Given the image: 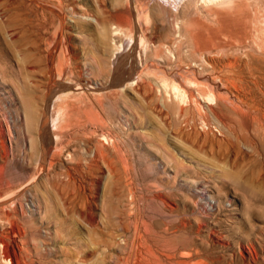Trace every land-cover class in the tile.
<instances>
[{
	"label": "rangeland",
	"instance_id": "rangeland-1",
	"mask_svg": "<svg viewBox=\"0 0 264 264\" xmlns=\"http://www.w3.org/2000/svg\"><path fill=\"white\" fill-rule=\"evenodd\" d=\"M20 1L0 0V237L4 239L0 238V264H264V74L257 71L261 67L258 66L264 64V0H227V3L207 0H28L25 6L26 1L23 3L22 0L23 4ZM142 32L146 41L140 73L135 79H129V85H120L122 70L130 67L134 53L138 47L140 49ZM132 35H135V45L125 52L123 63L115 66L112 56L117 45L123 38V43H127L125 37ZM26 50H30L28 53L32 50L34 55L37 51L38 56H32L35 61L29 63L31 55L27 59ZM253 57L259 65L255 59L251 61ZM23 59L27 60L24 62ZM233 63L235 67L231 65ZM237 68H243L242 73ZM116 71L119 74L115 85L107 88ZM80 83H84L83 88L74 90L71 87H80ZM60 84L72 85L62 90ZM57 86L58 93L48 98L50 93L57 92ZM145 91L150 97L143 93ZM164 94L169 97L165 95L167 103L174 101L171 103L174 108H166ZM57 95L60 97L56 98ZM54 99L60 103L54 104L57 105L54 116L65 113V106L74 105L77 118L85 123L82 125L85 130L81 125L69 131L64 129L67 135L60 134L58 148L54 144L53 128L50 129L53 127L51 117L47 119L45 111ZM131 114L136 116L131 117ZM41 120L50 124L52 130L48 129L47 136L44 135V145L55 148L46 153L44 162L41 158ZM88 120L94 125H89ZM248 120H251L250 126ZM243 124L247 126L244 128ZM93 129L97 136L96 131L92 135ZM84 132H88L85 133L88 140L81 136ZM157 137L164 139H159L164 147L156 143ZM261 137L263 140L258 139ZM252 138L257 141L254 143ZM73 139L79 140L73 142ZM84 140L92 146L88 144V147ZM94 141L105 144H102L104 151L111 149L110 153L102 150V154H112L111 157L114 154V159L110 157V161L109 155V161L101 159L102 156H99L101 163L99 158L91 160ZM79 144L85 147V152L77 149L81 147ZM52 149L63 151L65 156H61V151L55 154L57 158L52 156ZM87 153H90L89 157ZM78 155L79 164L76 162ZM66 157L71 158L70 162ZM49 158L53 159L52 163ZM84 160L89 165L86 166ZM112 162L118 166L111 168ZM86 168L92 173L89 174ZM116 168L119 171L122 168V172ZM126 169L130 171L126 172ZM117 171L125 180L116 174ZM58 172L62 176L54 180L56 183L57 180L59 183L64 181L55 186L56 189L61 187L60 190L53 188L58 191L56 193L52 189L56 183L52 185L54 182L48 179L50 176L53 181L60 175ZM112 172L118 176L114 180L116 184L119 177L123 179L120 185H114L112 179L116 175ZM67 179L74 183L72 187L77 186L74 189L78 188L77 193L82 192L75 193L79 200ZM64 182L68 191L64 189ZM80 195L86 200L89 197L87 204L83 205L85 198L82 196L81 199ZM66 197L70 199L66 200ZM74 204H79L77 207L82 215ZM109 209L119 214L115 216ZM83 211L88 214L89 221H86V213L84 218ZM90 220L95 222L91 224ZM159 223L164 224L162 229ZM154 241L160 245L156 246ZM163 244L169 251L159 247Z\"/></svg>",
	"mask_w": 264,
	"mask_h": 264
},
{
	"label": "bare ground",
	"instance_id": "bare-ground-1",
	"mask_svg": "<svg viewBox=\"0 0 264 264\" xmlns=\"http://www.w3.org/2000/svg\"><path fill=\"white\" fill-rule=\"evenodd\" d=\"M25 1H26V3H24ZM27 1H28V0H23L24 6H25V4H27ZM36 1H38V0H36ZM40 1H41V0H40ZM62 1H63V0H62ZM169 1H170V0H169ZM189 1H191V0H189ZM207 1H213V2H214V1H217V2H219V3H220V2L222 3V2L225 1V3H227V2H226L227 0H207ZM15 2H16V1H15ZM20 2L22 3V0H21ZM20 2H19V3H20ZM31 2H32V1H31ZM31 2H30V3H31ZM43 2H44V1H43ZM45 2H46V1H45ZM217 2H216V3H217ZM23 3H22V4H23ZM28 3H29V1H28ZM214 3H215V2H214ZM228 3H229V1H228ZM22 4H21V5H22ZM31 4H32L33 6H35V2H32ZM37 4H38V3H37ZM45 4H46V3H45ZM60 4H61V3H60ZM17 5H18V4H17ZM38 5H39V4H38ZM43 5H44V3H43ZM61 5H62V4H61ZM33 6H32L31 8H32L33 10H36V9L33 8ZM48 6H51V5H48ZM57 6H58V5H57ZM62 6H63V5H62ZM27 7L29 8V4L27 5ZM40 7H41V6H39V8H40ZM51 7H53V6H51ZM58 7H59V6H58ZM15 8H16V6H15ZM22 8H23V7H22ZM37 8H38V7H37ZM53 8H54V7H53ZM53 8H52V9H53ZM24 9H25V8H24ZM26 9H27V8H26ZM32 9H30L29 11H32ZM46 9H48V8H46ZM49 9H50V7H49ZM56 9H57V8H56ZM21 10H22V9H21ZM57 11H58V10H57ZM32 12H33V11H32ZM36 12H37V11H36ZM38 12H40V11L38 10ZM38 12H37V13H38ZM50 12H51V11H50ZM53 12H54V11H53ZM53 12H52V13H53ZM34 13H35V12H34ZM34 13H33V14H34ZM37 13H36V14H37ZM42 13H43V12H41V14H42ZM55 13H56V11H55ZM59 13H60V12H59ZM18 14H19V13H18ZM20 14H21V13H20ZM22 14H23V13H22ZM33 14H32V15H33ZM36 14H35V15H36ZM238 14H239V13H238ZM42 15H43V14H42ZM45 15H46V14H45ZM56 15H60V14H56ZM62 15H63V13L61 14V16H62ZM29 16H30V15H29ZM38 16H39V19H41V18H40V15H38ZM61 16H60V17H61ZM20 17H21V16H20ZM20 17H19V18H20ZM44 17H45V16H44ZM58 17H59V16H58ZM36 18H37V15H36ZM52 18H53V17H52ZM13 19H14V18H13ZM13 19H11L10 21L12 22ZM17 19H18V18H17ZM32 20H33V19H32ZM37 20H38V19H37ZM57 20H58V19H57ZM60 20H61V19H60ZM246 20H248V19H246ZM28 21H29V20H28ZM41 21H42V20H41ZM44 21H45V20H44ZM52 21H53V20H52ZM14 22H17V21H14ZM63 22H64V21H63ZM3 23H4V22H3ZM9 23H10V22H9ZM12 23H13V22H12ZM15 24H16V23H15ZM39 24H40V23H39ZM246 24H247V23H246ZM10 25H11V24H10ZM16 25H17V24H16ZM42 25L45 26L44 22H43ZM42 25H40V26L42 27ZM24 27H25V26H24ZM2 28H3V27H2ZM24 29H25V28H24ZM30 30H31V29H30ZM38 30H39V29H38ZM25 31H26V30H25ZM44 31H45V30H44ZM44 31H42V32H44ZM27 32H28V31H27ZM25 33H26V32H25ZM23 34H24V32H23ZM28 34H29V33H28ZM116 35H117V34H116ZM143 35H144V34H143V32H142L141 37L139 38L140 49H139V47H138V49H137L138 51H136V52L134 53V56H133V59H132V61H131V65H130V67H128V68L125 69V70H122L123 73L120 75V77H121V78H120V81L117 80V81L121 82L120 85H124V84L128 83L129 79L134 78L136 75H139V74H137V73H140L139 70H140V68H141V63H142V61H143V46H144L145 41H146V40H144L145 38L143 37ZM32 37H33V36H32ZM32 37H31V38H32ZM23 38H24V37H23ZM23 38H22V39H23ZM25 38H26V37H25ZM27 38H28V37H27ZM125 38L128 39L127 43H125V44L123 43L124 38H123L122 40H120V44H119V46L117 45V47H116V49H115V55L112 56V58L115 57V58H114L115 66L118 65V64L123 63V61H124L123 57H124V55L126 54L125 52H127V50H128L129 47H131L132 45H135V43H136L135 35H132V36H126ZM29 39H30V38H29ZM29 39H26V41L28 40V42H29ZM120 39H121V38H120ZM31 40H32V39H31ZM247 41H248V39H247ZM16 42H17V41H16ZM34 42L36 43L37 41H34ZM148 42H149V41H148ZM241 42H242V41H241ZM32 43H33V42H31V44H32ZM237 43H238V41H237ZM148 44H149V43H148ZM20 51H22V50H20ZM29 51H30V50H29ZM29 51L26 50L25 52H27V53H26V54H27V56H26L27 59H29V58H28V55H29V54L31 55V56L29 55L30 58H31L30 61H29V63H30L31 60L35 61V59H36L35 57L32 58V56H36V55L38 56V54H37V51H36V50H35L36 55H34V53H33V54L31 53V52H33L32 50H31L30 53H28ZM25 52H23V53H25ZM116 52H117V54H116ZM23 53H21V54H23ZM251 54H252V53H251ZM22 56H23V55H22ZM201 56H202V55H201ZM249 56H250V58L252 57L251 55H249ZM23 57L25 58V56H23ZM23 57H22V58H23ZM37 58H38V60H40L39 57H37ZM40 58H41V57H40ZM27 59H25V60H27ZM41 59H43V57H42ZM254 59H255V58L253 57V58L251 59V61L254 62ZM23 60H24V59H23ZM25 60H24V62H25ZM38 60H36V62H37ZM260 60L262 61L263 59H260ZM260 60H259V61H260ZM33 61H32V63H33ZM41 61H42V60H41ZM231 61H232V60H231ZM238 61H239V60H238ZM36 62H34V63H36ZM145 62H146V61H145ZM229 62H230V61H229ZM249 62H250V60H249ZM262 62H263V61H262ZM114 63H113V64H114ZM251 63H252V62H251ZM255 63H258V61L256 62V59H255ZM38 64H40V63H38ZM246 64L248 65L249 63H245L244 65L246 66ZM260 64H261V63H260ZM227 65H228V64H227ZM231 65H234V63L231 64ZM239 65H240V63H239ZM253 65H255V64L253 63ZM258 65H259V63H258ZM262 65H264V64L262 63ZM262 65H259V66H258V67H260V66H261V67H260V70H257V71H261V72L264 74V67H262ZM228 66H230V65H228ZM228 66H226V68H227ZM235 66H236V65H234V67H235ZM248 66H249V65H248ZM230 67H231V66H230ZM234 67H233V68H234ZM247 68H249V67H247ZM237 69H238V68H237ZM242 69H243V68H242ZM242 69H241V70L238 69V70L241 71V73H242ZM255 69H257V68H255ZM255 69H254V71H256ZM258 69H259V68H258ZM229 70H230V69H229ZM248 70H249V69H248ZM250 70H251V69H250ZM138 71H139V72H138ZM231 71H232V70H231ZM120 72H121V70H120ZM231 73H232V72H231ZM233 73H234V71H233ZM241 73H240V74H241ZM251 73H253V72H251ZM235 74H239V72H238V73L235 72ZM235 74H234V76H235ZM261 75H262V74H261ZM138 77H139V76H138ZM140 77H141V76H140ZM134 79H135V78H134ZM132 80H133V79H132ZM114 81H115V80H114ZM140 82H141V81H140ZM24 83H25V80H24ZM57 83H58V82H57ZM84 83H85V82H84ZM84 83H83V84H84ZM137 83H138V82H137ZM65 84H66V83H65ZM83 84H82V85H83ZM85 84L87 85V82H86ZM27 85H28V84H27ZM53 85H54V84H53ZM71 85H72V84H71ZM71 85H68V87H65L64 85L62 86V84H60L59 87L61 86V89L63 90L64 87H65V88H69V86H71ZM80 85H81V83H80ZM82 85H81L80 87H78L77 85H75V86L73 85V86H71V87H72L74 90H76V89L83 88ZM89 85H90V84H89ZM92 85H93V84H91L90 87H92ZM120 85H117V86H120ZM127 85H129V83L126 84V86H127ZM138 85H140V83H139ZM66 86H67V85H66ZM87 86H88V85H87ZM23 87H24V86H23ZM26 87H27V86H26ZM26 87H25V88H26ZM62 87H63V88H62ZM145 87H146V86H145ZM28 89H30V88H28ZM90 89H91V88H90ZM115 89H116V88H115ZM147 89H149V88H146V90H147ZM26 90H27V89H26ZM53 90H55V89H53ZM57 90H58V86L56 87V90H55V91H57ZM32 91H34V90H32ZM70 91H71V90H70ZM113 91H114V90H113ZM140 91H141V90H140ZM149 91H150V90H148V93H150ZM151 91H152V90H151ZM163 91H164V90H163ZM28 92H29V91H28ZM146 92H147V91H145V92H143V93L145 94ZM155 92H156V91H155ZM161 92H162V90H160V95H161ZM56 93H58V91H57ZM98 93H99V92H98ZM148 93H146V95H148ZM163 93H164V92H163ZM169 93H170V92H169ZM26 94H27V92H26ZM64 94H65V93H64ZM64 94H63V95H64ZM82 94H83V93H82ZM85 94H86V93H85ZM139 94H140V92H139ZM156 94H157V93H155L154 96L152 95L153 97H151V99H152V98L154 99V97L156 96ZM30 95H31V94H30ZM60 95H61V94H60ZM60 95H57V96H55V97H56V98H57L58 96L60 97ZM67 95H68V94H66V96H67ZM100 95H101V93H100ZM141 95H143V94H141ZM160 95H159V96H160ZM165 95H166V94H164L163 97H165ZM170 95H171V94H170ZM48 96H49V95H48ZM78 96H79V95H78ZM80 96H81V95H80ZM148 96H149V95H148ZM168 96H169V94H168ZM171 96H173V95H171ZM29 97H30V96H29ZM32 97H33V96H32ZM35 97H36V96H34V98H35ZM74 97H76V96H74ZM142 97H144V96H142ZM149 97H150V96H149ZM149 97H148V99H149ZM157 97H158V96H157ZM157 97H156V98H157ZM166 97H167V95H166ZM166 97H165L164 99H166ZM36 98H37V97H36ZM41 98H42V97H41ZM48 98H49V97H48ZM56 98H55V99H56ZM63 98H64V97H63ZM66 98H67V97H66ZM82 98H83V97H82ZM88 98H89V97H88ZM99 98H101V97H99ZM120 98H121V97H120ZM120 98H119V99H120ZM145 98H146V97H145ZM145 98H143V99H145ZM167 98L169 99V97H167ZM55 99H54V101H52V103H50V104L47 106V108H46V110H45V111H47V116H48L47 119H49V116L51 117V121H52V123H53V127L48 126V125H50V124L47 125L45 121H42V120H41V123H42V124H41V129L43 130V132H42V134H41V140H40V141H41V146H42V150H41V151H42V157H41V156H40V157L42 158V161H43V162H44L45 159H47V158H45L46 153H47L48 151H51V148H54V147H52V146H54V145H52L51 147H49V146H45V145H44V143H45V141H44V137L47 136V135H46L47 132L53 130V134H54V136H55V137H54V138H55V140H54V144H55V147L57 146V148H58L57 141H58V139H61V138H62V136H60V134L65 133L66 130H64V129L67 128L68 131H69L70 128H73V127L75 128V127H77V126H80V125L82 126V125L85 124V123H83L79 118H77V116H76V115H77L76 106H74V105H72V106H68V105L65 106V110H64L65 113H64V112H61V113L64 114V115H62V116H63L62 120H60V118H61V116H60L61 113H60V112H59L60 114H57V116H54L55 114H54L53 111H55V107L57 106V105H54V104H60V103H58V102L56 103V102H55ZM80 99H81V98H80ZM26 100H27V102H28V98H27ZM64 100H65V99H64ZM69 100H70V99H69ZM71 100H73V99L71 98ZM96 100H97V99H96ZM158 100H159V99H158ZM170 100H171V99H170ZM214 100H216V99H214ZM218 100H219V99H218ZM59 101H60V100H59ZM147 101H148V100H147ZM150 101H151V102H150ZM150 101H149L150 103H153L152 100H150ZM154 101H155V100H154ZM172 101H173V100H172ZM172 101H171V103H172ZM27 102H25V104H26ZM85 102H86V101H85ZM87 102H88V101H87ZM89 102H90V100H89ZM156 102H158V101L156 100ZM161 102H163L162 99L160 100V104H162ZM168 102H169V100H168ZM173 102H174V101H173ZM63 103H64V102H63ZM82 103H83V102H81V104H82ZM91 103H92V102H91ZM98 103H99V101H98ZM145 103H146V102H145ZM147 103H148V102H147ZM147 103H146V104H147ZM171 103H170V104L167 103V99H166V105H165L166 108H169V109H172V107L174 108L175 105H174V106H171ZM25 104H24V105H25ZM29 104H31V103H29ZM61 104H62V103H61ZM79 104H80V103H79ZM99 104H101V103H99ZM105 104H106V103H105ZM156 104H157V103H156ZM163 104H165V103H163ZM167 104H169L171 108H170V107H167ZM174 104H175V103H174ZM31 105H32V104H31ZM83 105H85V104L83 103ZM143 105H144V104H143ZM143 105H141V106L144 107ZM151 105H152V104H151ZM58 106H59V105H58ZM80 106H81V105H80ZM86 106H87V105H86ZM92 106H94L93 103H92ZM106 106H107V105H106ZM177 106L179 107V110L182 111V110L180 109L182 106L180 107L179 104H178ZM216 106H217V105H216ZM218 106H219V105H218ZM30 107H31V106H30ZM66 107H67V109H66ZM134 107H135V106H134ZM150 107H151V106H150ZM178 107H176V108H178ZM257 107H258V106H257ZM44 108H45V107H44ZM61 108H64V107L61 106ZM79 108H80V107H79ZM88 108H89V107H88ZM90 108L93 110V107H90ZM129 108H130V110H133V107L129 106ZM131 108H132V109H131ZM26 109H28V104H26ZM29 109H30V108H29ZM31 109H32V108H31ZM31 109H30V110H31ZM48 109H49V110H48ZM53 109H54V110H53ZM58 109L61 110L60 108H58ZM58 109H56V110H58ZM86 109H87V108H86ZM86 109H85V110H86ZM162 109H163V107H162ZM261 109H262V108H261ZM261 109H260V110H261ZM96 110H98V109L96 108ZM218 110H220V109H218ZM249 110H250V109H249ZM27 111H28V110H27ZM177 111H178V110H177ZM235 111H236V110H235ZM28 112H29V111H28ZM31 112H32V111H31ZM187 112H188V111H187ZM236 112H237V111H236ZM236 112H235V113H236ZM252 112H253V111H252ZM254 112H255V111H254ZM258 112H259V111H258ZM258 112L256 113L257 115H259ZM263 112H264V111H263ZM32 113H33V112H32ZM93 113H97V111L95 112V111L93 110ZM102 113H103V112H102ZM121 113H123V112H121ZM131 113H132V112H131ZM27 114H28V113H27ZM129 114H130V113H129ZM137 114H138V112H137ZM140 114H141V113H140ZM236 114H239V112L236 113ZM253 114H254V113H253ZM256 114H255V115H256ZM261 114H263V113H261ZM29 115H30V114H29ZM35 115H36V114H35ZM35 115H34V116H35ZM78 115H79V114H78ZM85 115H86V114H85ZM87 115H88V114H87ZM97 115H98V114H97ZM102 115H103V114H102ZM132 115H133V114H131L130 116L132 117ZM138 115H139V114H138ZM255 115H254V116H255ZM257 115H256V116H257ZM34 116H33V118H34ZM59 116H60V118H59ZM92 116H93V115H92ZM98 116H100V114H99ZM125 116L127 117V115H125ZM133 116H136V114L133 115ZM139 116H140V115H139ZM142 116H143V115H142ZM237 116H239V115H237ZM260 116H261V115H260ZM38 117H39V116H38ZM41 117H42V115H41ZM140 117H141V116H140ZM258 117H259V116H258ZM29 118H31V117H29ZM134 118H135V117H134ZM239 118H241V117H239ZM253 118H254V117H253ZM97 119H98V117H97ZM116 119H117V118H116ZM224 119H225V118H224ZM251 119H252V118H251ZM227 120H228V119H227ZM244 120H245V119H243V121H244ZM254 120H255V119H254ZM26 121H27V120H26ZM30 121H31V120H30ZM47 121H49V120H47ZM59 121H60V122H59ZM89 121H90V120H88V124L90 125V123H92V122L89 123ZM99 121L102 122L103 120H99ZM99 121H98V122H99ZM106 121H107V120H106ZM141 121H142V120H141ZM243 121H242V122H243ZM262 121H264V120H262ZM104 122H105V119H104ZM206 122H207V121H206ZM244 122L247 123V120L244 121ZM248 122H249V123H248V125H249V124L251 123V120H248ZM258 122H259V124H257V126L260 125V120H259ZM106 123H108V122H106ZM225 123H226V122H225ZM255 123H256V122H255ZM262 123H263V122H262ZM262 123H261V125H262ZM92 124H93V123H92ZM92 124H91V125H92ZM97 124H99V123H97ZM93 125H94V124H93ZM100 125H102V124H100ZM103 125H107V124L104 123ZM250 125H251V124H250ZM250 125H249V126H250ZM263 125H264V123H263ZM263 125H262V126H263ZM97 126H98V125H97ZM246 126H247V125H246ZM246 126L243 124V127H244V128H245ZM49 127H50V129H51V128H53V129L50 130ZM86 127H87V123H86ZM86 127H85V128H86ZM100 127H101V126H100ZM100 127H99V128H100ZM108 127H109V126H108ZM108 127H106V128H108ZM243 127H242V128H243ZM77 128H78V127H77ZM88 128H89V127H88ZM92 128H93V126H92ZM244 128H243V129H244ZM261 128H262V127H261ZM48 129H49V131H48ZM82 129H84V126H82ZM86 129H87V128H86ZM101 129H104V127L101 128ZM108 129H109V128H108ZM247 129L249 130V128H247ZM250 129H251V127H250ZM258 129H260V128H258ZM57 130H58V132H57ZM63 130H64V132H62ZM71 130H72V129H71ZM84 130H85V129H84ZM90 130H91V129H90ZM90 130H89V132H90ZM99 130H100V129H99ZM106 130H107V129H106ZM110 130H111V129H110ZM110 130H109V131H110ZM245 130H246V129H245ZM245 130H244V131H245ZM248 130H246V131H248ZM253 130H254V132H255V129H253ZM260 130H261V129H260ZM260 130H259V131H260ZM77 131H79V130H77ZM94 131H96V130L93 129V130L91 131V133L94 132ZM232 131H233V130H232ZM261 131H262V130H261ZM261 131H260V132H261ZM66 132H67V131H66ZM71 132H72V131H71ZM71 132H70V133H71ZM74 132H75V131H74ZM110 132H111V131H110ZM113 132H114V131H113ZM254 132H253V133H254ZM262 132L264 133V131H262ZM77 133H78V132H77ZM80 133H81V132H80ZM85 133H88V132H84V133H83L84 135L81 134V136H84V139H86V138H85V136H86ZM95 133H96V136H97V131H96ZM104 133H105V132H104ZM106 133H108V132H106ZM106 133H105V134H106ZM114 133H115V132H114ZM244 133H245V132H244ZM257 133H258V132H257ZM263 133H262V134H263ZM39 134H40V133H39ZM49 134H50V133H49ZM65 134H66V133H65ZM65 134H64V135H65ZM93 134H94V133H92V135H93ZM99 134H100V133H99ZM110 134H111V133H110ZM110 134H109V135H110ZM239 134H240V133H239ZM247 134H248V133H247ZM258 134H259V133H258ZM258 134H257V135H258ZM262 134H261V135H262ZM44 135H45V136H44ZM66 135H67V134H66ZM78 135H80V134H78ZM88 135L91 136L90 133H89ZM107 135H108V134H107ZM116 135H117V134H116ZM234 135H235V134H234ZM245 135H246V134H245ZM248 135H249V134H248ZM248 135H247V136H248ZM254 135H256V134H254ZM257 135H256V136H257ZM90 136H89V137H90ZM103 136H104V134H103ZM117 136H118V135H117ZM119 136H120V135H119ZM155 136H156V135H155ZM247 136H246V138L248 139ZM259 136H260V135H259ZM60 137H61V138H60ZM63 137L65 138V136H63ZM66 137H67V136H66ZM68 137H69V136H68ZM68 137H67V138H68ZM74 137H76L75 134H74ZM92 137H93V136H92ZM108 137L111 138L112 136H111V137L108 136ZM114 137H115V136H114ZM114 137H113V138H114ZM160 137H161V136H160ZM250 137H251V136L249 135V139H251ZM252 137H253V136H252ZM257 137H258V136H257ZM262 137H263V135H262ZM262 137H261V138H258V139L263 140ZM87 138H88V137H87ZM102 138H104V137H102ZM116 138H117V137H116ZM157 138H158V137H157ZM157 138H156V140H157ZM244 138H245V136H244ZM246 138H245V139H246ZM253 138H254V137H253ZM253 138H252V140H253ZM65 139H66V138H65ZM91 139H92V138H91ZM98 139H99V138H98ZM98 139H97V141H99V140L101 141V139H99V140H98ZM105 139L107 140L106 135H105ZM114 139H115V138H114ZM121 139H122V138H121ZM159 139H160V138H158V142H156V143H159V141H160L162 138H161L160 140H159ZM245 139H244V140H245ZM254 139H256V138H254ZM75 140H79V139H75ZM75 140L73 139V142H76ZM86 140H88V139H86ZM86 140H84V143H85V144H86V142H87ZM103 140H104V139H103ZM103 140H102V141H103ZM106 140H105V141H106ZM108 140H109V139H108ZM108 140H107V142H108ZM117 140H118V139H117ZM154 140H155V139H154ZM154 140L151 139V141L155 142ZM162 140H164V139H162ZM64 141H65V140H64ZM71 141H72V140H71ZM85 141H86V142H85ZM115 141H116V140H115ZM119 141H121V140L119 139ZM256 141H257V140H256ZM256 141L253 140L254 143H255ZM259 141H260V140H259ZM67 142H68V141H67ZM77 142H78V141H77ZM80 142H81V141H80ZM88 142H89V141H88ZM112 142H113V141H112ZM112 142H111V143H112ZM163 142H164V141H163ZM251 142H252V141H251ZM263 142H264V140H263ZM37 143H38V142H37ZM63 143H64V142H63ZM63 143H62L61 146H63ZM71 143H72V142H70V144H71ZM78 143H79V142H78ZM84 143H83V144H84ZM93 143H96V144H94V145H95L94 153H93V151H92V153L94 154V156L90 155V157L92 156V157H91L92 159H91V158H90V159H91V160H97V159L99 158V156H102L101 159H102V158H107V160L109 161L108 156L110 155V156H109V158H110L112 154H109V155H107L106 153L102 154L103 152H108V151H104V149H103L104 147L102 148V146L105 145V144H103L104 141H103V143H102V142H98V143H97L96 141H94ZM113 143H114V142H113ZM120 143H121V142H120ZM254 143H252V144H254ZM257 143H258V142H257ZM70 144H69V145H70ZM72 144H73V143H72ZM88 144H89V146H92V145H90V143H88ZM88 144H86V145L88 146ZM91 144H92V143H91ZM102 144H103V145H102ZM107 144H108V143H107ZM116 144H117V143H116ZM116 144H115V145H116ZM159 144L161 145L162 142L159 143ZM252 144H251V145H252ZM258 144H259V143H258ZM34 145H35V144H34ZM59 145H60V144H59ZM65 145H67V144H65ZM79 145L81 146L82 144H79ZM111 145H113V144H111ZM119 145H120V144H119ZM255 145H256V144H255ZM71 146H73V145H71ZM75 146H77V144H75ZM89 146H88V147H89ZM106 146H107V145H106ZM161 146H163V144H162ZM256 146H257V145H256ZM256 146H255V147H256ZM260 146H262V145H260ZM63 147L65 148V146H63ZM68 147H69V146H67L66 148H68ZM81 147H82V148H81ZM81 147H77V149L80 148L79 150H81V151L84 150V152H85V147H84V148H83V146H81ZM116 147H117V146H116ZM163 147H164V146H163ZM252 147H254V145H253ZM39 148H40V147H39ZM60 148H62V147H60ZM64 148H62V149H64ZM74 148L76 149V147H73V149H74ZM91 148H93V147H91ZM107 148H109V147H107ZM110 148H111V147H110ZM166 148H167V147H166ZM54 149H55V148H54ZM68 149H69V148H68ZM82 149H83V150H82ZM105 149H106V147H105ZM255 149H256V148H255ZM52 150H53V149H52ZM56 150H57V149H56ZM56 150H55V151L53 150L52 156H54V157L57 158V156H56L55 154H56L57 152H58L57 154H59V152H60L61 150H60V151H57V152H56ZM66 150H67V149H66ZM69 150H70V149H69ZM79 150H76L77 154H79V153H78ZM102 150H103V152H102ZM107 150H108V149H107ZM110 150H111V149H109V152H108V153H110ZM116 150H117V149H116ZM209 150H210V149H209ZM257 150H259V148H257ZM73 151L75 152V150H73ZM120 151H121V148H120ZM54 152H55V153H54ZM61 152H62V154L60 153L61 156H62V157L65 156V154H63V151H61ZM64 152H66V151L64 150ZM69 152L71 153V151H69ZM69 152H68V153H69ZM84 152H83V153H84ZM86 152H89V151L87 150ZM116 152H117V151H116ZM68 153H67V154H68ZM112 153H113V151H112ZM114 153H115V152H114ZM117 153H118V152H117ZM163 153H164V151H163ZM40 154H41V153H40ZM74 154H75V153H74ZM77 154H76V156H77ZM80 154H81V153H80ZM89 154H90V153H89ZM89 154L87 153L88 157H89ZM100 154H102V155H100ZM105 154H106L107 156H106ZM120 154H121V153H120ZM122 154H123V153H122ZM122 154H121V155H122ZM72 155H73V153H72ZM85 155H86V154H85ZM58 156H59V155H58ZM68 156L71 157L70 154H69ZM74 156H75V155H74ZM74 156H72V158H73ZM78 156H79V155H78ZM103 156H104V157H103ZM105 156H106V157H105ZM113 156H114V154H113ZM113 156H112L111 158H113ZM124 156H125V155H124ZM81 157L83 158L82 154H81ZM84 157H85V156H84ZM88 157H87V158H88ZM93 157H94V158H93ZM115 157H117V154L115 155ZM120 157H122V156H118V158H120ZM59 158H60V157H59ZM66 158H67V157H66ZM66 158H65V159H66ZM77 158L79 159L80 156L77 157ZM82 158H81V159H82ZM85 158H86V157H85ZM87 158H86V160H87ZM111 158H110V161H111ZM122 158H123V157H122ZM122 158H121V159H122ZM49 159H50V158H49ZM62 159H63V158H62ZM67 159H68V158H67ZM70 159H71V158H70ZM70 159H68L69 162H70ZM113 159H114V158H113ZM113 159H112V161H113ZM125 159H126V158H125ZM125 159H124V160H125ZM39 160H40V159H39ZM51 160H53V159H50V161H51ZM68 160H67V161H68ZM73 160H74V159H73ZM86 160H84V162H86ZM116 160H118V159H116ZM45 161H46V160H45ZM63 161H64V160H63ZM67 161H66V162H67ZM77 161H78V162H77ZM101 161H102V160H101ZM103 161H104V159H103ZM120 161H121V160H120ZM122 161H123V160H122ZM169 161H170V160H169ZM173 161H174V160H173ZM54 162H55V161H54ZM54 162H53V163H54ZM71 162H72V161H71ZM76 162L79 164V162H81V160H80V159H79V160H76ZM82 162H83V161H82ZM87 162H88V161H87ZM87 162H86V166L89 165V164H87ZM97 162H98V161H97ZM97 162H96V163H97ZM113 162H114V161H113ZM113 162L110 164L111 168H113V166H114V167H115V166H118V165H116V164H113ZM116 162H117V161H116ZM118 162H119V161H118ZM118 162H117V163H118ZM174 162L176 163V161H174ZM46 163H47V162H46ZM51 163H52V161H51ZM99 163H101V162H100V158H99ZM99 163H98V165H99ZM105 163H106V160H105ZM114 163H115V162H114ZM123 163H124V162H123ZM178 163H179V162H178ZM56 164H58V162H56ZM60 164H62V163H60ZM120 164H121V163H120ZM52 165H54V164H52ZM52 165H51V166H52ZM63 165H64V164H63ZM63 165H61V166H63ZM70 165H71V164H70ZM105 165H106L107 167H109L107 163H106ZM112 165H113V166H112ZM131 165H132V164H131ZM180 165H182V164H180ZM41 166H42V165H41ZM47 166H48V165H47ZM121 166H122V165H121ZM121 166H120V167H121ZM63 167H64V166H63ZM66 167L68 168V166H66ZM72 167H73V166H72ZM88 167H89V166H88ZM91 167H92V166H91ZM99 167H100V166H99ZM99 167H98V168H99ZM120 167H119V168H120ZM178 167L180 168V166H178ZM47 168H48V167H47ZM49 168H51V167H49ZM55 168H56V167H54V168H52V169H55ZM74 168H75V167H74ZM83 168H85V165H84ZM128 168H129V167H128ZM134 168H135V167H134ZM39 169H41V167H40ZM93 169L95 170V165H94ZM99 169H101V167H100ZM99 169H97V170L99 171ZM109 169H110V168H109ZM124 169H125V168H124ZM129 169H130V168H129ZM131 169H133V168H131ZM61 170H62V168H61ZM65 170L69 171L68 169H65ZM89 170H91V169L89 168ZM94 170H93V171H94ZM103 170H104V169H103ZM111 170H112V169H111ZM111 170H110V172H111ZM114 170H115V169H114ZM116 170H118V168H116ZM121 170H122V168H121ZM121 170H120V171L118 170V171H119V172H122ZM174 170H175V169H174ZM184 170H185V169H184ZM36 171H37V170H36ZM54 171H55V170H54ZM59 171H60V170H59ZM63 171H64V169H63ZM77 171H79V169H77ZM84 171H85V170H84ZM84 171H83V172H84ZM86 171H88L87 168H86ZM101 171H102V169H101ZM112 171H113V170H112ZM118 171L116 172V174L119 173ZM127 171H130V170L126 169V172H127ZM176 171H178V170L176 169ZM181 171H182V170H180V171H178V172H181ZM40 172H41V171H40ZM52 172H53V171H52ZM55 172H56V171H55ZM64 172H65V171H64ZM79 172H80V171H79ZM114 172H115V171H114ZM114 172H112V173H114ZM126 172H124L123 174H125ZM48 173H50V172H48ZM60 173H61V171H60ZM60 173L58 172V174H60ZM65 173H66V172H65ZM72 173H73V172H72ZM81 173H82V171H81ZM88 173H89V171H88ZM90 173H92V171H90ZM90 173H89V174H90ZM112 173H109V174H111V175L113 176L115 173H114V174H112ZM129 173H130V172H129ZM176 173H177V172H176ZM41 174H42V172H41ZM53 174H54V172H53ZM61 174H62L63 176L65 175V174H63V172H62ZM61 174H60L59 176L56 175V177L53 178V181L50 180V179H52V177L50 178V176H49V179H48V180H49L51 183L54 182V183H52V185H53V184L56 183V181H55L56 178H57V177L59 178L60 176H62ZM79 174H80V173H79ZM79 174H78V175H79ZM93 174H94V173H93ZM116 174H115V175H116ZM120 174H121V173H120ZM120 174H117V175L119 176ZM51 175H52V174H51ZM54 175H55V174H54ZM54 175H52V176H54ZM69 175H72V174H71V171H69ZM78 175H77V176H78ZM98 175H99V174H98ZM117 175H116V176H113L114 178L112 179L114 185L116 184L114 180L116 179L115 177H118ZM128 175H129V174H128ZM73 176H74V175H73ZM82 176H84V174H83ZM86 176H88V175H87V172H86ZM89 176H90V175H89ZM120 176L123 178V175H120ZM125 176H127V175H125ZM68 177H69V176H68ZM68 177H66V178H68ZM98 177L100 178V176H98ZM121 177H119V178H120V181H119V178L116 180V182H117L116 185H117V186L120 185L119 182H121V179H122ZM62 178H63V177H62ZM62 178H61V180H62ZM103 178H104V177H103ZM54 179H55V180H54ZM59 179H60V178H59ZM69 179H72V178H69ZM123 179H124V178H123ZM123 179H122V180H123ZM67 180H68V179H67ZM77 180H78V179H77ZM80 180H81V178H80ZM86 180H87V179H86ZM86 180H85V181H86ZM124 180H125V179H124ZM133 180H134V179H132V183H133ZM49 181H48V182H49ZM63 181H64V179H63ZM63 181H60V183L63 182ZM68 181H69V180H68ZM70 181H71V180H70ZM70 181H69V183H71L70 187H72V186L74 185V183L72 184V182H70ZM73 182H74V181H73ZM108 182H109V181H108ZM122 182H123V181H122ZM122 182H121V183H122ZM125 182H126V181H125ZM32 183H33V182H32ZM57 183H59L58 180H57ZM57 183H56V185H53L54 187L52 186V189H53V188L56 189L55 186H57V185L60 184V183H59V184H57ZM64 183H65V182H64ZM77 183H79V182H77ZM77 183H76V184H77ZM82 183H83V182H82ZM88 183H89V181H88ZM132 183H131V184H132ZM48 184H50V183H48ZM66 184H67V183H65L64 187L66 186ZM80 184H81V183H80ZM133 184H134V183H133ZM28 185H29V184H28ZM28 185H27V186H28ZM81 185H82V184H81ZM81 185H79V186L81 187ZM96 185H97V184H96ZM110 185H111V184H110ZM112 185H113V184H112ZM128 185H129V184H128ZM59 186H60V185H59ZM59 186H58V188H59ZM67 186H68V185H67ZM84 186H85V184H84ZM108 186H109V185H108ZM76 187H77V186H76ZM76 187H75V186L72 187V189H73L72 192H73L74 194L77 193L76 191H79L78 188H77L76 190H74ZM92 187H93V186H92ZM94 187H95V186H94ZM94 187H93V188H94ZM66 188H67V187H65L64 189H66ZM89 188H90V187H89ZM93 188H92V190L95 189V188H94V189H93ZM114 188H115V187H114ZM131 188H132V187H131ZM35 189H36V188H35ZM50 189H51V188H50ZM54 189H53V190H54ZM60 189H61V187H60L59 189H56V190H60ZM70 189H71V188H69V190H70ZM81 189H82V188H81ZM90 189H91V188H90ZM117 189H118V187H117ZM132 189H134V187H133ZM46 190H48V189H46ZM56 190H54V191L57 193L58 191H56ZM85 190H86V188H85ZM96 190H97V189H96ZM110 190H111V189H109L108 191L111 192ZM159 190H160V189H159ZM48 191H49V190H48ZM67 191H68V188H67ZM67 191H66V192H67ZM74 191H75V192H74ZM115 191H116V190H115ZM115 191H113L112 193H117V192H115ZM117 191H118V190H117ZM135 191H136V190H135ZM49 192H51V191H49ZM59 192H61V191H59ZM62 192H63V190H62ZM64 192H65V191H64ZM69 192H70V191H69ZM80 192H81V191H80ZM80 192H78V193H80ZM118 192H119V191H118ZM159 192H160V191H159ZM164 192H165V191H164ZM56 193H55V194H56ZM78 193H77V194H78ZM81 193H82V192H81ZM84 193H85V191H84ZM105 193H106V192H105ZM112 193H111V194H112ZM58 194H59V193H58ZM67 194H69V193H67ZM77 194H75V197H76ZM87 194H88V193H87ZM106 194H107V193H106ZM60 195H61V194H60ZM84 195H85V194H84ZM84 195H82V196H84ZM94 195H95V193H94ZM115 195H116V194H115ZM136 195H137V194H136ZM56 196H57V195H56ZM65 196H66V195H65ZM68 196H69V195H67V197H68ZM71 196H72V194H71ZM71 196H70V197H71ZM73 196H74V195H73ZM77 196H78V195H77ZM80 196H81V195H80ZM80 196H79V197H80ZM82 196H81L80 198H81V199L85 198V199H83V200H85V202H84L83 205H85V204H87V203H86L87 200H90V199H88L89 197L87 196L88 198H87V200H86V197L84 196V197L82 198ZM17 197H18V196H17ZM17 197H16V198H17ZM42 197H43V196H42ZM47 197H48V196H47ZM52 197H53V196H52ZM67 197L65 198L66 200L70 199V198L67 199ZM75 197H73V198H75ZM136 197H137V196H136ZM11 198H12V197H11ZM49 198H50V196H49ZM71 198H72V197H71ZM76 198L78 199V197H76ZM94 198H95V197H94ZM113 198H114V197H113ZM148 198H149V197H148ZM61 199H63V198H61ZM103 199H105V198H103ZM108 199H109V197L107 198V200H108ZM114 199H115V198H114ZM178 199H179V198H178ZM178 199H177V200H178ZM4 200H5V199H4ZM72 200H73V199H72ZM74 200H75V199H74ZM78 200H79V199H78ZM93 200H94V199H93ZM110 200H111L110 203H112V200H113V199L110 198ZM120 200H121V199H120ZM39 201H40V200H39ZM63 201H64V200H63ZM75 201H76V200H75ZM81 201H82V200H81ZM148 201H149V200H148ZM156 201H157V200H156ZM159 201H161V200H159ZM166 201H167V200H166ZM41 202H42V201H41ZM49 202H50V201H49ZM65 202H66V201H65ZM77 202H78V201H77ZM77 202H76V204H77ZM102 202H104V201L102 200ZM113 202H114V201H113ZM146 202H147V201H146ZM162 202H164V201H162ZM162 202H161V204H162ZM1 203H2V202H1ZM38 203H39V202H38ZM69 203H70V202H69ZM69 203H65V205L70 206V205H68ZM73 203H74V201L72 202V204H73ZM92 203H93V202H92ZM92 203H91V205H92ZM96 203H97V201H96ZM135 203H136V202H135ZM76 204H74V205H76ZM79 204H80V203H79ZM79 204H78V205H79ZM81 204H82V202H81ZM88 204H89V202H88ZM161 204H160V206H161ZM165 204H166V203H165ZM167 204H168V203H167ZM74 205H73V206H74ZM78 205L75 206V209L78 208V207H77ZM103 205H104V203H103ZM103 205H102V206H103ZM106 205H107V204H106V202H105V207H106ZM110 205H111V208H113V209L115 208V207H112V204H110ZM134 205H135V204H134ZM47 206H48V205H47ZM47 206H46V207H47ZM61 206H62V205H61ZM61 206H60V207H61ZM80 206H81V205H80ZM97 206H98V205H97ZM160 206H159V208H160ZM164 206H165V205H164ZM170 206H171V205H170ZM174 206H175V205H174ZM76 207H77V208H76ZM83 207H85V206H83ZM83 207H82V208H83ZM90 207L92 208L93 206H90ZM105 207H104V208H105ZM138 207H140V206H138ZM167 207H168V206H167ZM64 208H65V207H64ZM82 208H81V209H82ZM102 208H103V207H102ZM107 208H110V207H107ZM107 208H106L105 211H104V210H103V211L106 212V211H107ZM118 208H119V207H118ZM157 208H158V207H157ZM46 209H48V208H46ZM67 209H70V208L67 207ZM72 209H73V208H72ZM75 209H73L74 212H75ZM85 209H87V206H86ZM85 209H84V210H85ZM113 209H112V211H115L114 213L111 212V209H109V212L113 213V215H115V216H116L117 214H119V213H117L116 210H113ZM116 209H117V208H116ZM135 209H136V207H135ZM164 209H165V208H164ZM65 210H66V209H65ZM70 210H71V209H70ZM73 210H72V211H73ZM82 210H83V209H82ZM138 210H139V209H138ZM154 210H155V209H154ZM161 210H162V209H161ZM89 211H90V210H89ZM93 211H94V210H93ZM93 211H92V212H93ZM124 211H125V210H124ZM124 211H122V212H124ZM158 211H159V210H158ZM166 211H167V210H166ZM68 212H69V211H68ZM76 212H77V210H76ZM76 212H75V213H76ZM83 212H84V218H85V217H86V216H85V213L87 212V210H86V212H85V211H83ZM109 212H108V213H109ZM122 212H121V213H122ZM154 212H155V211H154ZM160 212H161V211H160ZM78 213L80 214L79 208H78ZM87 213H88V212H87ZM87 213H86V214H87ZM108 213H106V214H108ZM111 213H110V215H112ZM162 213H164V212H162ZM167 213H168V212H167ZM167 213H165V214H167ZM72 214H73V213H72ZM90 214H91V213H89V217H90V219H91V216H92V215L90 216ZM96 214H97V212H96ZM80 215H82V214H80ZM80 215H79V216H80ZM97 215H98V214H97ZM110 215H109V216H110ZM160 215H161V213H160ZM115 216H114L113 218H115ZM164 216H165V215H164ZM95 217H96V216H95ZM95 217H94V215H93V218H95ZM111 217H112V216H111ZM121 217H122V216H121ZM7 218H8V217H7ZM84 218H83V219H84ZM93 218H92V220H93ZM96 218H97V217H96ZM109 218H110V217H109ZM113 218H112V220H114ZM1 219H2V218H1ZM86 219H87V220H86ZM86 219H85L86 221H89V219H88V214H87V218H86ZM97 219H98V218H97ZM115 219H116V218H115ZM93 222H95V221H92V223H91V220H90L89 223L93 224ZM163 222H164V221H163ZM97 223L99 224V221H98ZM97 223H96V224H97ZM120 223H121V221H120ZM63 224H64V223H63ZM96 224H95V226H96ZM98 224H97V226H98ZM117 224H119V221H118ZM159 224H161V223H159ZM159 224H158V225H159ZM161 225H162V224H161ZM163 225H164V224H163ZM163 225L161 226V229H162ZM166 225H167V223H166ZM168 225H169V224H168ZM168 225H167V227H168ZM181 225H182V224H181ZM93 226H94V225H93ZM137 226H138V225H137ZM137 226H136V227H137ZM136 227H135V229H136ZM169 227H170V226H169ZM158 228H160V227H158ZM170 228H171V227H170ZM161 229H160V230H161ZM164 229H166V226L164 227ZM168 229H169V228H168ZM187 229H188V228H187ZM136 230H137V229H136ZM159 232H160V231H159ZM162 232H163V231H162ZM169 232H171V231H169ZM153 233H154V232H153ZM155 233H156V232H155ZM164 233H165V235H166L167 231L164 232ZM17 235H18V234H17ZM155 236H156V235H155ZM157 236H158V235H157ZM167 236H169V235L167 234ZM163 237H164V236H163ZM163 237H162V238H163ZM165 237H166V236H165ZM0 238H2V237H0ZM159 238H161V236H159ZM166 238H168V237H166ZM166 238H165V239H166ZM2 239H3V238H2ZM132 239H133V238H132ZM145 239H146V238H145ZM163 239H164V238H163ZM143 240H144V238H143ZM0 241H1V240H0ZM3 241H4V239H3ZM145 241H146V240H145ZM145 241H143V242L145 243ZM157 241H159V240H157ZM161 241H162V239H161ZM163 242H165V240H163ZM1 243H2V242H1ZM140 243H141V242H140ZM150 243H151V242H150ZM150 243H149V246H150ZM154 243H155V244L157 243L156 246H158V244L160 243V241H159V243L154 241ZM154 243L152 242L151 244L154 245ZM2 244H4V243H2ZM2 244H1V245H2ZM5 244H6V243H5ZM132 244H133V243H132ZM160 244H161V243H160ZM160 244H159V245H160ZM133 245H134V244H133ZM163 245H164V244H163ZM165 245H167V242H165ZM165 245H164V246H165ZM4 246H5V245H4ZM164 246H163V247H162V246H159V247L164 248L165 251H166V250L169 251V250H168L169 248H168V249H165L168 245L165 246V247H164ZM173 246H174V245H172V247H173ZM169 247H171V246H169ZM151 248H152V247H151ZM249 248H250V246H249ZM156 250H157V249H156ZM156 250H154V251L157 252ZM162 250H163V249H162ZM162 250H161V251H162ZM170 250H171V249H170ZM158 252H160V251H159V248H158ZM163 252H164V251H163ZM171 252H172V250H171ZM171 252H167V253L169 254V253H171ZM147 253H148V252H147ZM153 253H154V252H153ZM165 253H166V252H165ZM156 254H158V253H156ZM172 255H173V254H172ZM30 257H31V256H30ZM155 257H156V255H155ZM167 257H168V256H167ZM167 257H166V258H167ZM136 259H137V258H136ZM169 260H170V257H169ZM127 261H128V260H127ZM177 261H178V260H177ZM127 263H128V262H127ZM152 263H153V262H152Z\"/></svg>",
	"mask_w": 264,
	"mask_h": 264
},
{
	"label": "water",
	"instance_id": "water-1",
	"mask_svg": "<svg viewBox=\"0 0 264 264\" xmlns=\"http://www.w3.org/2000/svg\"><path fill=\"white\" fill-rule=\"evenodd\" d=\"M118 74H119V71H116V72L113 74V78H112L111 82L108 84L107 88L113 87V86L115 85V84H114V80H115V78L118 76ZM66 89H67V88L64 87V90H66ZM54 94H56V92H54L53 94L50 93V94H49V98L51 99V98L54 96Z\"/></svg>",
	"mask_w": 264,
	"mask_h": 264
}]
</instances>
